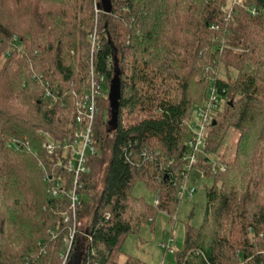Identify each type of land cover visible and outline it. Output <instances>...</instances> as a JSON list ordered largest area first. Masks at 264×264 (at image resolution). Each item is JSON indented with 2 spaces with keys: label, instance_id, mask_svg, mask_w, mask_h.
<instances>
[{
  "label": "trees",
  "instance_id": "16d2710c",
  "mask_svg": "<svg viewBox=\"0 0 264 264\" xmlns=\"http://www.w3.org/2000/svg\"><path fill=\"white\" fill-rule=\"evenodd\" d=\"M91 72L104 77L96 155L80 176L66 264L75 250L79 264H146L118 261L125 238L153 229L158 212L175 221L194 170L211 185L175 264H264V0H107L106 9L100 0H0V264H63L69 202L52 198L45 175H62L65 192L70 176L55 169L63 153L42 144L44 134L72 136ZM210 90L217 108L185 169L189 127ZM139 182L158 205L133 196Z\"/></svg>",
  "mask_w": 264,
  "mask_h": 264
},
{
  "label": "built area",
  "instance_id": "2783aa9c",
  "mask_svg": "<svg viewBox=\"0 0 264 264\" xmlns=\"http://www.w3.org/2000/svg\"><path fill=\"white\" fill-rule=\"evenodd\" d=\"M103 86L104 77L95 76L93 72H91L89 87L82 98L76 103L75 128L70 138L53 140L48 134H44L45 142L42 144V147L46 153L53 154L56 151L63 153V158L57 161L55 169H60L70 176V187L67 192H65V181L62 175L55 174L54 172L52 174L46 173L45 175V179L50 185L49 192L52 198H57L61 194L64 195L67 193L69 202L70 213H62L61 215L64 223H71L67 238L64 240L65 250L62 254L63 264L68 262L78 230L76 212L82 204V197L80 194L82 183L80 182V176L89 172L87 159L96 155V148L92 139V130L95 116L98 113L97 102L102 95ZM217 104L218 98L210 90L209 101H206V106L200 107L196 111L195 116L200 120V123L192 122L189 127L192 134V139L188 143L191 154L185 158L188 161L185 169H189L196 162L195 153L199 152L204 144L205 128L210 118L209 113L217 108ZM220 170H224V167L221 166ZM179 189L178 198L181 200L184 197L191 198L196 192L193 187L187 185L180 186ZM153 203L154 205H158V200L154 199ZM172 243L173 238L168 237L167 241L163 242L160 247L164 249L165 253H174Z\"/></svg>",
  "mask_w": 264,
  "mask_h": 264
},
{
  "label": "rangeland",
  "instance_id": "374dc122",
  "mask_svg": "<svg viewBox=\"0 0 264 264\" xmlns=\"http://www.w3.org/2000/svg\"><path fill=\"white\" fill-rule=\"evenodd\" d=\"M98 2V0H95ZM103 8H107V0H100ZM95 14L98 10L94 9ZM95 31V30H94ZM204 80V79H203ZM209 97V96H208ZM206 106V103H203ZM201 104L196 108L205 107ZM196 115V112H195ZM192 122L200 123V120L194 116ZM236 136L230 132L228 138L224 141L219 150V154L224 159L231 158ZM189 186H194L197 191L191 198L184 197L175 216V221L163 212H158L154 221L153 229L147 225L142 227L138 233L128 235L122 245L123 253L119 255L118 261L122 262L125 256H133L145 262L146 264H175L174 254L164 252L160 247L163 242H166L169 234L173 235L172 248L173 251H180L183 247L185 223L189 221L192 226L198 227L203 219L205 208V193L206 186L211 185L210 179L203 178L197 171H192L187 183ZM134 197H142L146 203L153 205V193L146 189L141 182L137 183L133 190Z\"/></svg>",
  "mask_w": 264,
  "mask_h": 264
},
{
  "label": "water",
  "instance_id": "95a60500",
  "mask_svg": "<svg viewBox=\"0 0 264 264\" xmlns=\"http://www.w3.org/2000/svg\"><path fill=\"white\" fill-rule=\"evenodd\" d=\"M117 97V90L115 85L113 84L111 92H110V100H111V105L113 108H115V99ZM108 127H113L114 123L113 120L107 122ZM71 256L70 262L68 264H79L81 261V253L76 252Z\"/></svg>",
  "mask_w": 264,
  "mask_h": 264
},
{
  "label": "crops",
  "instance_id": "0c3cea01",
  "mask_svg": "<svg viewBox=\"0 0 264 264\" xmlns=\"http://www.w3.org/2000/svg\"><path fill=\"white\" fill-rule=\"evenodd\" d=\"M187 186H189V185L187 184ZM189 187H191V186H189Z\"/></svg>",
  "mask_w": 264,
  "mask_h": 264
}]
</instances>
